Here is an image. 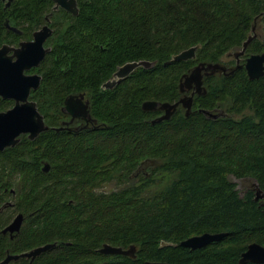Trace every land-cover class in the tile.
I'll list each match as a JSON object with an SVG mask.
<instances>
[{
	"label": "trees",
	"instance_id": "16d2710c",
	"mask_svg": "<svg viewBox=\"0 0 264 264\" xmlns=\"http://www.w3.org/2000/svg\"><path fill=\"white\" fill-rule=\"evenodd\" d=\"M76 3L69 46L51 54L33 93L43 94L41 112L49 115L63 100H56L59 87L74 83V93L103 103L97 115L108 127L46 131L34 141L23 136L8 150L0 204L13 190V211L24 223L9 241L0 227V261L6 250L18 255L55 243L33 262L9 264H239L249 243L264 246V76L251 81L237 71L221 87L210 80L207 94L194 98V109L220 101L237 119L210 120L197 111L186 117L179 110L152 125L160 113L141 106L175 103L180 78L240 45L249 20L234 17L217 0ZM51 7V0H15L7 8L0 1L2 14ZM192 47L194 59L166 65ZM254 52H264V45ZM138 61L155 64L136 69L112 90H100L117 67ZM41 161L49 165L47 173ZM231 178L254 181L263 199L255 201L248 187L239 191ZM107 186L114 188L105 191ZM204 233L227 235L196 251L179 246ZM104 244L134 246L135 258L101 255Z\"/></svg>",
	"mask_w": 264,
	"mask_h": 264
},
{
	"label": "flooded vegetation",
	"instance_id": "af4514ba",
	"mask_svg": "<svg viewBox=\"0 0 264 264\" xmlns=\"http://www.w3.org/2000/svg\"><path fill=\"white\" fill-rule=\"evenodd\" d=\"M14 1L15 0H13L11 4ZM217 1L221 5L222 4L223 5L225 4V6L229 5L230 10L234 11L232 14L234 15V17H239V18H243L244 20H249L250 23H249V31L247 32V35H245L246 36L245 39L241 42L240 45L233 46L232 47L234 48L233 51L229 50L225 52L224 54L219 56L216 62L214 63L199 62L203 64L219 65V68L216 70V73L214 75L205 76L204 72L202 73L203 74L202 86L206 90V94H207V87L210 86L211 84L210 80L214 82L215 85L221 87L222 84H224L225 82L224 80L230 79L232 76H234V74L237 71L244 72L247 77V71L245 69L247 60L254 55H262V54L264 55V52L253 53L254 48L258 47L259 44L262 46L264 45L263 44L264 0H217ZM6 2L7 1L2 3L5 5ZM53 6L54 3L52 1V7L50 8L51 11H47V12L5 13V14L0 13V25H2L3 27V29L0 30V49H2L3 46L5 47L4 54L0 56V62L6 64L5 67L6 66L9 67L11 65L10 63H15L17 61V57H18L17 53L21 50L29 49L31 53L34 54L33 55L34 57H37V54L43 51L44 55L42 60L38 63V66L32 67L29 70H23L22 72V76L25 77L33 76V75L38 76L40 78L39 87L43 80L44 69L46 68V66L51 64V54H53L56 51H60L62 49L68 48L69 38H70L69 32L74 26H77V21L75 18L78 16V13L74 15L73 13L67 12L60 8L54 11ZM76 7H77V3H76ZM250 37H252V40L243 51V44ZM252 44L253 46H251ZM199 63H197L196 65H198ZM118 68L119 67H117V69ZM117 69L112 73L111 79L101 84L100 90H112L116 86L121 84V82L124 79L121 80L119 83H117L111 89L104 87L105 83L116 80L113 77V74L117 71ZM9 71L10 68H8V72ZM231 72L234 73L231 75ZM38 88L36 90L30 91L27 102L35 104L38 113L41 115L43 119L44 125L48 127V131L75 133L84 130L98 131L108 127L104 121L99 119L97 115L98 114L97 109L103 103H101L100 101L96 102V99L94 100L92 97L87 96L85 92L74 93L77 91L76 85L74 83L73 84L70 83V85H67V83H65V86L59 87L57 93L59 99L56 98V100H60V99L63 100L61 104L59 103L57 107H54V112L53 111L49 112V115H44L43 112H41L42 110H44L40 106V99L43 97L42 96L43 94L40 93V95H35V93H33L37 91ZM193 92H194V88L190 90H185L182 93L179 92L181 96L175 103H177L180 99L184 97L191 96ZM196 96L198 95L194 94L192 97L190 114L192 112L197 111L210 120H216L218 118H231V117L234 119L238 118V116L236 115L230 116L226 112L227 107H225V105H223L220 101L215 102V104L210 109H194V98ZM70 97H73L75 100L81 101L80 104L77 103L76 111H75V114H79V115H72L67 111H65L64 109L65 101ZM109 104L110 101H107L105 105L109 106ZM80 105L81 106L84 105L86 107V112H82L79 109ZM14 106H15V101L13 99H3L0 96V113L7 112L11 110ZM179 110H182L183 114L185 115L186 109L183 108L181 104L177 106L175 113ZM158 112L160 114L156 117V119L163 115V112L161 111ZM23 136L27 137V135H23ZM9 149L12 148L11 147L5 148L3 151L0 152V170L2 169L1 164L6 160L9 161V156H7L10 153V151H8ZM41 163H42L41 166V170H42L43 166L47 164V162L41 161ZM0 177L8 178L9 173L7 171L0 172ZM248 189L254 194V200H255V194H256V190L258 189V186L253 181V183L249 185ZM3 191L7 192L6 189H4ZM8 192L10 193L11 197L14 196L13 190H8ZM11 197L7 196L5 198V201H3L0 204V227L2 228V230L6 228L17 215H19V213L16 214L14 218L10 221V218L12 216H9L7 214V211L9 210L8 208L11 209L13 208L12 207L13 204L10 203V201H12ZM23 223H24V217H23ZM17 234L10 235L7 233L6 235L3 236H6V239L9 241V240H13ZM254 243L256 242H251L249 243V245ZM256 244L264 248L262 244L259 243ZM7 255H13V254H9L8 250H6V255L1 261H3ZM25 260H29V259H25ZM248 264H264V263L249 262Z\"/></svg>",
	"mask_w": 264,
	"mask_h": 264
},
{
	"label": "water",
	"instance_id": "95a60500",
	"mask_svg": "<svg viewBox=\"0 0 264 264\" xmlns=\"http://www.w3.org/2000/svg\"><path fill=\"white\" fill-rule=\"evenodd\" d=\"M6 2L5 8L9 7L13 0H0ZM54 3L53 10L56 11L59 8L67 12L76 15L78 9L76 7L75 0H52ZM40 34V33H38ZM252 37L243 44V51L246 46L251 42ZM4 46L0 49V56L4 54ZM197 47L189 48L185 51L174 56L166 65L177 62H186L195 58ZM39 54V55H38ZM37 57H34L33 53L29 49L21 50L17 53V61L10 63L9 67H5L6 64L0 62V96L3 99H13L15 106L4 113H0V152L5 148H13L20 142V137L27 135L28 140L34 141L41 133L48 131V127L44 125L41 115L38 113L35 104L27 102L29 93L31 90H36L40 84V78L38 76H22L23 70H29L32 67H37L38 63L42 60L44 52H39ZM4 64V65H3ZM154 62L149 61H138L129 62L120 66L117 71L113 74L116 80L109 81L104 84L105 88H113L121 80L127 78L138 68L150 69L154 66ZM5 68V70H4ZM8 68L10 71L8 72ZM219 68L217 64H203L199 63L193 67L189 73L183 75L178 84L179 92L182 93L185 90L194 88V92L189 97L180 99L175 104L169 103H158L147 101L141 106V110L144 112H163V115L157 119L151 121L152 125L159 124L162 121L169 120L178 105H182L186 109L185 116L188 117L190 114V107L192 103V97L194 94L198 96H205L206 90L202 86L203 72L205 76L214 75L216 70ZM245 69L247 71V77L249 80H258L264 76V55L251 56L246 63ZM7 71V72H6ZM234 72H231V75ZM77 103H81L80 100H75L70 97L65 101V111L72 115L75 114ZM81 106V105H80ZM79 109L82 112H86V107L82 105ZM44 173L49 171V165L45 164L42 168ZM263 199V194L259 190H256L255 201ZM23 223V215H17L13 221L1 231L2 235L7 233L10 235L19 233ZM226 233H204L199 236L190 237L182 242L179 246L189 251H196L205 248L211 243L220 242L226 237ZM56 244H47L41 247H37L29 252L20 255H7L6 258L0 262V264H9L10 262L18 261L19 259L25 258L33 262L37 257L55 248ZM136 248L130 246L127 249L119 247H113L107 244L102 245L98 250V253L104 256H124L128 258H135ZM251 263H264V248L254 243L248 245L246 250L241 253L239 264ZM146 264H167L161 262H151Z\"/></svg>",
	"mask_w": 264,
	"mask_h": 264
},
{
	"label": "rangeland",
	"instance_id": "374dc122",
	"mask_svg": "<svg viewBox=\"0 0 264 264\" xmlns=\"http://www.w3.org/2000/svg\"><path fill=\"white\" fill-rule=\"evenodd\" d=\"M258 28V27H257ZM243 29V30H242ZM241 30L242 31H245V35H247V32L249 31V26L248 25H243V28H241ZM233 49L234 48H232V50L230 49V51H233ZM112 77V76H111ZM111 79V78H110ZM232 179V182L233 183H235V185L237 186V189L239 190V191H242L243 190V188H245V187H248L249 188V185H251L252 183H253V181H249V180H247V179H240V180H238V179H234V178H231ZM114 187L113 186H107L106 188H105V191H110V190H112ZM10 203L11 204H13V208L11 209V208H8L9 210L7 211V214L9 215V216H12L11 218H10V221L14 218V216L16 215V214H18V213H15L13 210H14V202L13 201H10ZM9 221V222H10ZM257 243V242H256ZM249 245V244H248ZM247 245V246H248ZM20 255V254H19Z\"/></svg>",
	"mask_w": 264,
	"mask_h": 264
}]
</instances>
